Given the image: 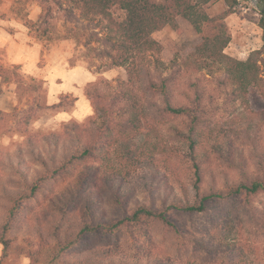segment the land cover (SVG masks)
Instances as JSON below:
<instances>
[{
    "label": "trees",
    "instance_id": "trees-1",
    "mask_svg": "<svg viewBox=\"0 0 264 264\" xmlns=\"http://www.w3.org/2000/svg\"><path fill=\"white\" fill-rule=\"evenodd\" d=\"M230 1L232 5L236 2ZM50 2L84 32L73 33L72 39L78 42L79 36L86 35L83 47L99 60L123 68L127 78L115 88L107 83L89 85L85 95L91 99L93 114L83 123L64 122L61 134L28 135L24 147L13 153L0 152L3 257L10 244L8 236L26 228L38 242L33 264H176L159 257H140L132 263L115 256L111 248H98L103 234L153 221L180 238L188 235L194 245L204 241L199 237L214 240L211 230L219 229L222 241L207 242L215 247L214 252L229 251L231 262L240 264L241 253L233 256L237 246L241 247L237 239L242 238L241 230L234 228L236 221H242L236 201L264 193V163H258L263 175L254 176L247 170L243 150L230 147L225 161L240 179L226 180L222 188L214 180L206 181L204 163L211 160V154L201 150L199 126L201 103L208 94L204 87H184L176 96L169 84L172 75H164L166 67L155 57L160 46L151 38L166 26L177 29V17L187 20L199 34L212 20L192 0H42L38 20L44 25L52 15ZM256 2L262 31L259 50L245 61L225 55L228 34L218 25L217 32L203 35L194 53L195 68L208 61L223 67L227 83L233 86L232 95L238 98H244L252 85L264 98V0ZM113 8L124 14L120 21ZM0 78L14 84L17 93L27 87L16 70L0 67ZM175 139L185 146L182 155L172 147ZM57 184H66L63 192L56 193ZM47 194H55L56 206L62 202L56 212L36 210ZM162 197L169 202L157 203ZM240 208L245 214V205ZM171 214L205 215L211 229L200 226L187 231ZM247 216V223L253 225L256 216L252 212ZM38 256L45 259L39 261Z\"/></svg>",
    "mask_w": 264,
    "mask_h": 264
},
{
    "label": "rangeland",
    "instance_id": "rangeland-1",
    "mask_svg": "<svg viewBox=\"0 0 264 264\" xmlns=\"http://www.w3.org/2000/svg\"><path fill=\"white\" fill-rule=\"evenodd\" d=\"M235 1L232 5L230 0H192L212 20L209 26L202 27V34L197 33L187 20L177 17V29L166 26L151 35L160 46V52L155 57L165 65L164 75H172L169 84L174 87L176 96L184 87L206 89L208 95L201 103L199 141L202 142V152L211 154V160L204 163L205 179L207 182L214 180L220 188L225 185L226 180L236 182L240 179L238 172L230 169L225 161L230 147H240L243 150L247 170L254 176L263 175L258 163H264V98L259 88L252 85L244 98H238L232 95L233 86L227 83L223 67L210 61L198 63V67L202 69L194 67L196 47L205 33L217 32L218 25L228 34V43L223 53L232 59L245 61L252 51L261 48L262 31L258 27L257 0ZM41 3L42 0H0V36L9 37L5 44L0 45V67L9 71L16 70L27 84L25 90L33 88L17 93L14 84L3 83L0 79L1 153H13L17 147H24L28 135L40 137L51 133L61 134L64 122L83 123L93 114L91 99L85 95L89 85L105 86L104 83H107L115 88L119 80L127 78L123 68L99 60L83 47L86 35L79 36L78 42L72 39L75 33L82 31L74 23L68 22L53 2H50L53 9L49 23L42 24L38 20L42 12ZM112 13L119 21L124 15L117 8H113ZM75 14L78 15V12L75 11ZM18 46L30 48L39 57L36 74H40L42 78L24 74L19 66H10L11 47L16 53L19 51ZM92 46H97V43ZM186 62L189 64L186 65ZM178 69L181 71L177 74ZM84 81L89 82L86 85ZM77 91L86 99V110L75 104L74 94ZM25 121H29L27 126L23 124ZM247 127L249 130L246 134L243 131ZM246 136L247 140L244 139ZM210 145L218 150L211 149ZM252 145H256V149H252ZM172 147L180 155L185 149L177 139ZM65 187L66 184H57L56 193L63 192ZM162 200L169 202L167 197H162L157 203ZM141 201L148 203L145 198H141ZM54 202H58L55 194H47L35 208L38 211L56 212L62 202L57 206ZM104 203L106 206L110 205L109 201ZM236 203L239 205L238 216L242 217V221H236L235 224L238 225H234V228L241 230L238 235H242V238L237 239L240 240L241 247L237 246L233 256L241 253L240 264H264V193L239 197ZM242 205L246 207L245 214L241 211ZM251 212L256 216L253 225L247 223L246 219ZM111 214L110 211L107 212L108 216ZM171 215L187 231L193 232L195 227L200 226L211 229L210 221L205 215ZM26 219L30 220V215L27 214ZM211 232L214 240L206 236L199 237L204 241L194 245L188 235L180 238L162 224L151 221L132 225L124 232L103 234L97 245L98 248L115 250V256L126 257L132 263H136L140 257L141 260L159 257L176 264H235L229 258V251L214 252L215 247L207 241L218 243L222 238L219 229ZM8 240L10 244L5 257L0 244V264H33L38 249V242L33 234L22 228L8 236ZM37 259L43 261L45 258L38 256Z\"/></svg>",
    "mask_w": 264,
    "mask_h": 264
},
{
    "label": "crops",
    "instance_id": "crops-1",
    "mask_svg": "<svg viewBox=\"0 0 264 264\" xmlns=\"http://www.w3.org/2000/svg\"><path fill=\"white\" fill-rule=\"evenodd\" d=\"M4 36L5 35L0 36V45L5 44L9 38V37L6 38V36L5 37ZM18 47H19V51L16 53H14V51H13L14 48L11 47L12 50H11L10 60H9L10 66H19V67H21V71L24 74L32 75V76L36 75V77L42 78L40 74H36L37 73V67L36 66H37V63L39 61L38 60L39 57L35 54V52L33 50H30V48H28V47H27L28 49H26L25 46H23V47L18 46ZM7 50H9V45L7 46ZM1 82H2V80H1ZM88 82L89 81H86L85 84L86 83L88 84ZM79 93H80V91H77V93L74 94L75 104L77 107L86 110V99L84 98L83 94H79Z\"/></svg>",
    "mask_w": 264,
    "mask_h": 264
}]
</instances>
